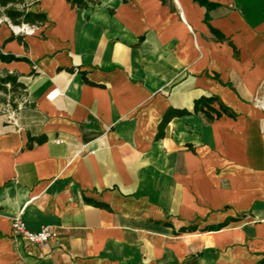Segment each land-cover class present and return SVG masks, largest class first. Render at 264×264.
<instances>
[{
	"label": "crops",
	"instance_id": "crops-1",
	"mask_svg": "<svg viewBox=\"0 0 264 264\" xmlns=\"http://www.w3.org/2000/svg\"><path fill=\"white\" fill-rule=\"evenodd\" d=\"M97 1L0 0V264H264V0Z\"/></svg>",
	"mask_w": 264,
	"mask_h": 264
},
{
	"label": "trees",
	"instance_id": "trees-1",
	"mask_svg": "<svg viewBox=\"0 0 264 264\" xmlns=\"http://www.w3.org/2000/svg\"><path fill=\"white\" fill-rule=\"evenodd\" d=\"M10 1L12 0H1V3L6 5ZM68 1L71 3L72 6L79 7V8H85V7H88L90 3L98 2L97 0H68ZM7 14L14 21H17V18H20V19L23 18V20L27 22H43L46 19V15L44 13L17 10L15 8L8 9ZM21 59L23 58L17 57L10 53H4L2 49L0 48V60L8 62L12 60H21ZM8 84L13 85V87H20L24 91L25 86L22 82L18 80V77L14 75L13 73L5 71V73L0 74V90H7ZM24 95H25V91H24ZM216 100L217 98L214 96L199 97L195 100L194 110L196 112H199V111L205 112L209 119L214 118V113L217 116H220L221 112L213 106V103ZM224 110L226 112H229V110L226 108H224ZM187 113H189V111L186 109L176 111V114L178 115H183ZM170 117H171V113L169 112L167 113L163 122L161 123L159 135H163L165 123L169 120Z\"/></svg>",
	"mask_w": 264,
	"mask_h": 264
},
{
	"label": "built area",
	"instance_id": "built-area-1",
	"mask_svg": "<svg viewBox=\"0 0 264 264\" xmlns=\"http://www.w3.org/2000/svg\"><path fill=\"white\" fill-rule=\"evenodd\" d=\"M17 27H19V31L25 34H33L36 30L35 26L30 24H22ZM61 94V90L56 88L47 95V98L49 101H55ZM12 229L14 234L20 236L29 244L38 246L47 243L55 235L51 225H44L37 231L30 230L21 214L12 219Z\"/></svg>",
	"mask_w": 264,
	"mask_h": 264
},
{
	"label": "rangeland",
	"instance_id": "rangeland-1",
	"mask_svg": "<svg viewBox=\"0 0 264 264\" xmlns=\"http://www.w3.org/2000/svg\"><path fill=\"white\" fill-rule=\"evenodd\" d=\"M3 73L5 70L0 68V74ZM23 97L24 91L20 87H13V85L8 84L7 90H0V111L15 108Z\"/></svg>",
	"mask_w": 264,
	"mask_h": 264
},
{
	"label": "bare ground",
	"instance_id": "bare-ground-1",
	"mask_svg": "<svg viewBox=\"0 0 264 264\" xmlns=\"http://www.w3.org/2000/svg\"><path fill=\"white\" fill-rule=\"evenodd\" d=\"M17 29L19 28V27H16Z\"/></svg>",
	"mask_w": 264,
	"mask_h": 264
}]
</instances>
